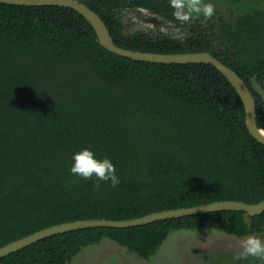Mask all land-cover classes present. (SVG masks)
Returning a JSON list of instances; mask_svg holds the SVG:
<instances>
[{
  "label": "trees",
  "instance_id": "trees-1",
  "mask_svg": "<svg viewBox=\"0 0 264 264\" xmlns=\"http://www.w3.org/2000/svg\"><path fill=\"white\" fill-rule=\"evenodd\" d=\"M115 42L155 52L208 50L253 90L264 128V10L234 22L199 17L181 24L169 0H83ZM146 8L180 27L128 31L122 11ZM91 149L116 167L118 186L95 189L70 171ZM223 199H264V142L246 121L241 95L207 62L134 59L105 47L79 10L0 2V246L77 219H129ZM216 228L237 236L264 231V212L216 210L129 226L52 234L0 257V264H68L109 237L149 258L178 229Z\"/></svg>",
  "mask_w": 264,
  "mask_h": 264
},
{
  "label": "rangeland",
  "instance_id": "rangeland-1",
  "mask_svg": "<svg viewBox=\"0 0 264 264\" xmlns=\"http://www.w3.org/2000/svg\"><path fill=\"white\" fill-rule=\"evenodd\" d=\"M215 6L214 21L223 18L234 22L238 17L256 10H264V0H208ZM122 18L128 31L146 30L157 33L159 30L183 36V30L173 22L146 8L131 7L122 11ZM264 239L263 232L252 233ZM250 235V234H248ZM248 235L237 236L216 228H184L172 231L161 247L149 258L142 257L104 237L78 252L68 264H261L255 258L236 260L240 243Z\"/></svg>",
  "mask_w": 264,
  "mask_h": 264
},
{
  "label": "water",
  "instance_id": "water-1",
  "mask_svg": "<svg viewBox=\"0 0 264 264\" xmlns=\"http://www.w3.org/2000/svg\"><path fill=\"white\" fill-rule=\"evenodd\" d=\"M0 2L27 5L59 4L73 7L83 13L93 24L100 42L105 47L111 51L134 59L165 63L207 62L214 64L229 78V80L238 90L246 108L247 125L251 133L259 140L264 142V128L258 125L257 104L253 90L235 69L220 60L212 52L208 50L188 52H155L122 47L115 42L103 17L83 0H0ZM251 81L253 88L259 92L264 99V85L262 82L259 81L256 75L252 77ZM225 209L245 210L250 215L261 214L264 212V199L255 203L237 199L215 200L198 205L158 210L129 219L88 218L66 221L44 227L31 234L20 237L0 246V257L23 248L44 237L74 229L92 226L129 227L150 223L160 219L181 217L201 212Z\"/></svg>",
  "mask_w": 264,
  "mask_h": 264
},
{
  "label": "clouds",
  "instance_id": "clouds-1",
  "mask_svg": "<svg viewBox=\"0 0 264 264\" xmlns=\"http://www.w3.org/2000/svg\"><path fill=\"white\" fill-rule=\"evenodd\" d=\"M172 15L181 24L193 21L194 17L203 16L210 19L215 14V6L208 0H169ZM71 173L85 180H92L95 177L93 187L99 189L101 182H110L113 187L120 183L116 173V167L111 159L98 158L89 148H83L73 154ZM255 258L264 264V239L255 234L248 235L240 243V251L236 252L234 259L246 260Z\"/></svg>",
  "mask_w": 264,
  "mask_h": 264
}]
</instances>
